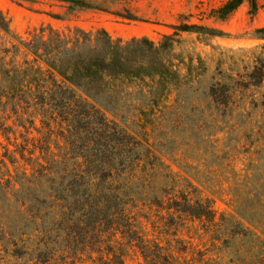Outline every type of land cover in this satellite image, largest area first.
<instances>
[{
  "label": "trees",
  "instance_id": "obj_1",
  "mask_svg": "<svg viewBox=\"0 0 264 264\" xmlns=\"http://www.w3.org/2000/svg\"><path fill=\"white\" fill-rule=\"evenodd\" d=\"M15 1L59 6L62 12L48 14L60 20L94 8L90 0ZM244 1L255 13L257 0H227L213 13L224 19ZM173 28L159 42L146 36L122 41L105 29L49 24L24 39L0 12V136L13 145L0 141L1 260L125 264L131 247L148 264H184L174 254L187 251L181 239L172 249L146 237L139 217L148 218L147 208L165 219L167 230L174 228V236L190 219L226 246L235 243L228 262L199 251L200 264H264V63L238 86L260 92L241 112L244 124L255 126L249 132L256 156L235 194L236 216L217 218L212 198L181 179L159 146L211 142L202 130L231 116L238 88L215 81L200 92L201 74L190 64L181 72L175 45L182 31H208L187 23ZM256 32L264 38V26ZM125 115L138 118L141 134L118 120Z\"/></svg>",
  "mask_w": 264,
  "mask_h": 264
},
{
  "label": "rangeland",
  "instance_id": "obj_2",
  "mask_svg": "<svg viewBox=\"0 0 264 264\" xmlns=\"http://www.w3.org/2000/svg\"><path fill=\"white\" fill-rule=\"evenodd\" d=\"M90 1L94 8L78 11L66 20L50 16L49 11L62 12L63 9L56 5L51 6L45 1L34 4L24 2L20 5L15 0H0V12L9 19L13 32L24 39L30 38L41 26L49 24L60 29L78 26L92 32L105 29L113 38L122 41L146 36L155 42H159L164 34L174 32L173 27L181 23L204 26L208 32H180L179 42L175 45V54L184 61L180 65L181 72L186 73L187 64L192 65L201 74L199 88L203 93L215 81L230 82L237 89L246 81L247 74L255 64L260 61L264 63V38L256 32L257 28L264 26V0H257L258 8L255 13L252 12L250 3L244 1L224 19L215 17L213 11L227 0ZM28 5L32 7L28 8ZM2 36L0 33V41ZM252 94L260 97L259 90L253 88L248 91L239 88L236 90L235 109L231 116L224 119V122H219L216 132L215 129L210 131L208 127L202 130V136L208 134L211 137L208 144L198 140L190 143L180 139L177 143L165 141L159 146L163 159L181 179H187L203 196L212 198L217 218L221 214L236 216L235 194L243 189L247 165L256 156L252 154V148L257 143L254 142L251 146L255 136H251L249 132L255 126L244 124L241 117V112L248 106ZM173 99L174 93L167 102L172 103ZM108 116L113 118L111 114ZM134 116L125 115L122 119L118 117V120H122L131 132L141 134L143 128ZM258 116V112L254 111L253 117ZM33 135L39 134L33 129ZM0 141L8 144L2 136ZM151 141H154L152 137ZM8 145L13 149L12 144ZM183 187L181 183L179 188ZM143 213L148 218H139L147 238L164 246H169L170 243L172 249H175V238L181 239L187 245L185 253L174 250V254L180 256L184 264H200L199 251L206 252L205 258L224 262L233 258L235 243H229L228 247L222 238L214 239L212 233L206 231L199 221L188 219L177 227V234L174 236V228L167 230L165 219H160L156 211L145 208ZM124 259L125 264H148L136 248L129 247ZM0 264H32V261L10 257L8 260L0 258ZM78 264L98 263L87 260Z\"/></svg>",
  "mask_w": 264,
  "mask_h": 264
}]
</instances>
